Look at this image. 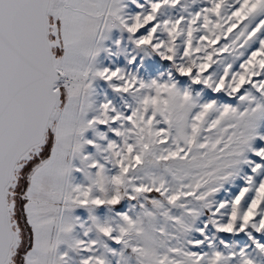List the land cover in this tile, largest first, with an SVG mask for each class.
<instances>
[{
  "label": "snow or ice",
  "instance_id": "6c2138e0",
  "mask_svg": "<svg viewBox=\"0 0 264 264\" xmlns=\"http://www.w3.org/2000/svg\"><path fill=\"white\" fill-rule=\"evenodd\" d=\"M0 264H264V0H0Z\"/></svg>",
  "mask_w": 264,
  "mask_h": 264
}]
</instances>
